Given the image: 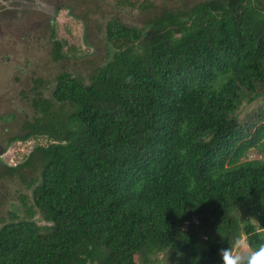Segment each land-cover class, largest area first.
<instances>
[{
  "label": "trees",
  "instance_id": "obj_1",
  "mask_svg": "<svg viewBox=\"0 0 264 264\" xmlns=\"http://www.w3.org/2000/svg\"><path fill=\"white\" fill-rule=\"evenodd\" d=\"M105 39L87 76L62 71L48 94L32 78L33 114L5 143L48 142L0 162L30 190L0 225V264H222L234 236L264 243V158L247 157L264 152V109L240 117L264 96L261 2L114 17Z\"/></svg>",
  "mask_w": 264,
  "mask_h": 264
},
{
  "label": "rangeland",
  "instance_id": "obj_2",
  "mask_svg": "<svg viewBox=\"0 0 264 264\" xmlns=\"http://www.w3.org/2000/svg\"><path fill=\"white\" fill-rule=\"evenodd\" d=\"M62 1L71 6V13L67 9L59 11L53 34L48 26L38 35L36 31L30 32L35 33L30 43L31 39L24 37L29 28L21 25L14 31L0 35V144L19 129L25 118L33 114L27 96L33 95L32 87L36 83L33 77L44 79L41 91L48 94L50 90L45 86L52 85L60 72H79L85 77L92 63L105 57L107 20L116 17L124 23L140 26L145 19L164 9L179 8L185 4L190 6L201 0H144V4L137 8L127 7L123 0ZM259 1L264 7V0ZM6 3L0 0V7ZM13 11L6 8V12L0 14L10 16ZM37 16L40 17L39 14ZM32 18L35 20L37 17L33 15ZM54 40L62 43L61 50L65 53L58 60L52 56ZM260 109H264V96L244 105L240 117L255 118V112ZM47 142L45 136L13 140L2 154L1 163L13 166L22 161L34 145ZM247 157L264 158V152L250 149ZM29 191L15 176L0 172V225L4 219L10 218V211L25 215L20 195Z\"/></svg>",
  "mask_w": 264,
  "mask_h": 264
},
{
  "label": "flooded vegetation",
  "instance_id": "obj_3",
  "mask_svg": "<svg viewBox=\"0 0 264 264\" xmlns=\"http://www.w3.org/2000/svg\"><path fill=\"white\" fill-rule=\"evenodd\" d=\"M7 3L2 4L0 12L5 13L6 8L14 10L10 16H2L0 14V35H5L6 32H11L18 29L21 25L28 26L29 30L25 31L24 37L31 39L35 37V32L38 35L44 27L48 26L51 33L55 32V20L58 13L62 9H67L71 13V6L64 3L62 0H5ZM42 2L47 5L42 6ZM40 15V17L37 16ZM37 18L34 20L32 16ZM114 18V17H112ZM21 19L22 21H19ZM30 33V36L28 35ZM89 43V42H88ZM53 56V53H52ZM4 146L2 142L0 148Z\"/></svg>",
  "mask_w": 264,
  "mask_h": 264
},
{
  "label": "clouds",
  "instance_id": "obj_4",
  "mask_svg": "<svg viewBox=\"0 0 264 264\" xmlns=\"http://www.w3.org/2000/svg\"><path fill=\"white\" fill-rule=\"evenodd\" d=\"M86 44H89L85 40ZM9 144L4 142L0 148L1 157ZM222 264H264V243H260L256 248H251L243 235H236L232 238V243H227L226 247L219 249Z\"/></svg>",
  "mask_w": 264,
  "mask_h": 264
},
{
  "label": "water",
  "instance_id": "obj_5",
  "mask_svg": "<svg viewBox=\"0 0 264 264\" xmlns=\"http://www.w3.org/2000/svg\"><path fill=\"white\" fill-rule=\"evenodd\" d=\"M45 5H47L46 3H44V2H42V6H45Z\"/></svg>",
  "mask_w": 264,
  "mask_h": 264
},
{
  "label": "bare ground",
  "instance_id": "obj_6",
  "mask_svg": "<svg viewBox=\"0 0 264 264\" xmlns=\"http://www.w3.org/2000/svg\"><path fill=\"white\" fill-rule=\"evenodd\" d=\"M255 216V215H254ZM200 219V218H199ZM205 224V223H204ZM189 225V224H188ZM213 232V231H212ZM197 233V232H196ZM216 233V232H215Z\"/></svg>",
  "mask_w": 264,
  "mask_h": 264
}]
</instances>
